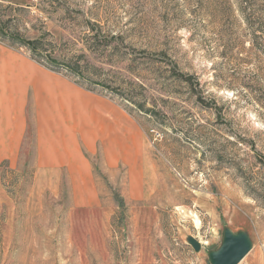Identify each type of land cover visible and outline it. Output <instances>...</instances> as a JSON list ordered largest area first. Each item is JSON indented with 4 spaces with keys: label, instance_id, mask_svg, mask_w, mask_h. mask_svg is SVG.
I'll return each instance as SVG.
<instances>
[{
    "label": "rangeland",
    "instance_id": "1",
    "mask_svg": "<svg viewBox=\"0 0 264 264\" xmlns=\"http://www.w3.org/2000/svg\"><path fill=\"white\" fill-rule=\"evenodd\" d=\"M92 25L119 36L107 60L84 48ZM14 33H47L103 66L122 87L94 88L138 122L142 143L138 162L112 171L94 158L91 211L67 206L66 181L56 208L33 192L32 150L18 168L4 162L0 264H211L225 227L252 238L239 264H264V0H0V39L20 46Z\"/></svg>",
    "mask_w": 264,
    "mask_h": 264
},
{
    "label": "crops",
    "instance_id": "2",
    "mask_svg": "<svg viewBox=\"0 0 264 264\" xmlns=\"http://www.w3.org/2000/svg\"><path fill=\"white\" fill-rule=\"evenodd\" d=\"M140 133L138 122L110 97L0 42V167L18 168L32 150L33 192L56 197L45 200L48 207L59 206L62 181L72 193L68 207H100L94 158L99 154L109 171L124 159L138 162Z\"/></svg>",
    "mask_w": 264,
    "mask_h": 264
},
{
    "label": "trees",
    "instance_id": "3",
    "mask_svg": "<svg viewBox=\"0 0 264 264\" xmlns=\"http://www.w3.org/2000/svg\"><path fill=\"white\" fill-rule=\"evenodd\" d=\"M248 4V3H247ZM92 34L88 38L87 42L84 45V48L89 52V55H100L102 60H107L110 56L108 54L109 50L113 48L117 43L119 36L113 33H102L94 25L91 26ZM7 27H3L1 31H6ZM47 33L43 34L39 38H26L20 33H14V38L20 42V46L14 44H9L5 40L0 39V41L6 43L7 45L15 48L21 49L26 48L30 56L37 60L38 62L48 66L49 68L63 72L67 76L73 78L80 85L85 88L97 92L94 87H104V88H117L115 86L122 87V83H112L109 79V74L104 73L105 69L103 66H98L87 59L86 54L80 56L68 57L65 53V48L56 46L52 42L48 41ZM255 40V39H253ZM252 40V42H253ZM113 42H116L115 45H112ZM102 64L105 63L101 61ZM77 76L79 79H77ZM84 82L90 84L86 85ZM130 84L139 85L144 87L140 82H135L134 80L128 81ZM123 98L130 102H134L141 110L146 111L143 103H140V100L136 99L133 95L129 93H123ZM116 199L119 201L121 206H124V198L120 194H116Z\"/></svg>",
    "mask_w": 264,
    "mask_h": 264
},
{
    "label": "water",
    "instance_id": "4",
    "mask_svg": "<svg viewBox=\"0 0 264 264\" xmlns=\"http://www.w3.org/2000/svg\"><path fill=\"white\" fill-rule=\"evenodd\" d=\"M253 241L247 231H233L225 227L223 240L217 249L208 253L211 264H239L251 251Z\"/></svg>",
    "mask_w": 264,
    "mask_h": 264
},
{
    "label": "clouds",
    "instance_id": "5",
    "mask_svg": "<svg viewBox=\"0 0 264 264\" xmlns=\"http://www.w3.org/2000/svg\"><path fill=\"white\" fill-rule=\"evenodd\" d=\"M188 218V216H182V220H187ZM191 219L195 224L199 225V220L196 218L194 213L191 214Z\"/></svg>",
    "mask_w": 264,
    "mask_h": 264
}]
</instances>
